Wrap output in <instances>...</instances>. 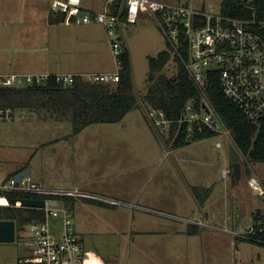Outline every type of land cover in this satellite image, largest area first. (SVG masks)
I'll return each mask as SVG.
<instances>
[{"label":"rangeland","instance_id":"374dc122","mask_svg":"<svg viewBox=\"0 0 264 264\" xmlns=\"http://www.w3.org/2000/svg\"><path fill=\"white\" fill-rule=\"evenodd\" d=\"M26 1L0 0V64L8 62L9 66L10 63L19 59L25 60L26 54H34L19 50L18 46H24L18 44V25L16 23L34 21L33 15L36 11L49 8L52 0H31L30 4H26ZM165 1L184 4L194 10L213 15L220 13L221 0ZM84 4L96 8L95 10L109 8L103 0H85ZM5 23L8 24L6 27L4 26ZM69 28L81 32L78 38L70 40L74 45L79 46L80 44L86 49L95 45L103 50V60L91 57L90 60L83 61L87 67L114 66L109 38L102 25L95 23L71 24ZM123 30L131 51L135 85L137 90L142 93L146 91L150 71L148 56H155L165 49L166 41L151 16H140L137 23H123ZM8 31L10 32L8 33ZM40 53L46 55L44 52ZM81 55L83 59L88 56L87 53ZM70 56H72L71 53ZM73 57L79 59L80 54L75 52ZM163 72L170 76L175 75L177 73L175 62L171 60ZM143 111H131L120 122L94 124L81 134L83 137H87L88 133L89 138H91L89 134L92 135V138H96V136L101 138V135L98 134L105 137L109 132L112 135L124 134L128 137L138 134L139 137L141 134H145V130L140 132L137 125L145 126L149 133H152L149 124L144 120ZM49 127L45 123L30 118L27 120L16 119L13 123L4 125V128L0 130V186L12 172V168L23 165L25 158L26 160L30 159L32 150L37 152V157L46 161V163L41 164L43 170H40L42 174L46 175L44 177L38 174V171H34L32 166L33 174L40 182L44 183L45 186H48L49 182L60 186H67V184L73 186L70 182L66 183L67 169L65 167L61 171L56 170L55 167L49 169L50 163L55 161V157L50 158L52 142H48L51 138L56 139L57 136L61 137L62 135L64 137L59 140L68 139V127L63 124L59 126L61 129H57V132L54 131L52 125ZM38 138L41 139L38 141ZM226 140L229 141L223 135H217L192 144H185L180 150L173 149L166 155L169 169L173 173V176L168 178L167 191L168 198H170L168 208L157 207L154 209V207H149L143 211H137L132 205L118 204L117 208L119 209L113 211L105 206L97 205L98 203L78 197L71 201L61 199L59 207L67 208L72 212L75 228L83 239L84 248L91 250L94 259L102 263L105 261L110 264H264V244L253 240H238L234 236L222 232L220 228H213L208 225L200 228L198 235L191 236L187 230L192 220H188L184 215L187 211L183 210V206L174 209L175 206L171 205L173 201L177 200L183 185L192 184L194 179L205 181L204 184L206 185L216 184V196H221L227 191L225 183L232 185L230 184L232 183V173L228 178H225L223 170L228 167L233 172V167H231L229 157L231 143H226ZM217 141L222 143V147H216ZM170 154L173 158L174 155L179 157L182 154L188 158V166L191 167L192 174L183 173L182 167L180 168L175 159L174 161L171 160ZM100 163L107 162L99 161V165ZM253 167V174L264 181V163H257ZM245 168L248 169L247 166ZM187 177H189L188 181ZM178 182L180 183L179 186ZM236 185L243 189L246 196L252 195L251 198L256 196L254 190L248 186L245 174L236 182ZM254 199L253 205L259 204L261 206L263 204L261 197L256 196ZM221 212L218 206L209 207L205 212L208 215L207 223L222 226L224 223L221 220ZM165 222L169 224L167 232L159 230L160 223L164 224ZM139 228L151 232L142 234V232H138ZM21 232L22 229L20 230L16 226L15 241L0 242V264H18L19 261L22 263L28 256V250L25 248L24 237ZM132 236L137 240H142V244L138 246L137 242L133 241ZM151 241H158L160 248L150 246ZM161 241L166 244L163 249H161Z\"/></svg>","mask_w":264,"mask_h":264},{"label":"built area","instance_id":"2783aa9c","mask_svg":"<svg viewBox=\"0 0 264 264\" xmlns=\"http://www.w3.org/2000/svg\"><path fill=\"white\" fill-rule=\"evenodd\" d=\"M109 8L95 10L84 4L85 0H52L50 14H65V24H100L109 38L116 60V70L111 72H44V73H0V87L21 83L46 84L53 78L57 83L70 85L77 76L89 82H117L120 79L121 60L119 55L124 46H129L123 23H137L140 16H151L160 28L167 45L178 55L194 82L204 92L205 100L200 108L191 101L181 119H170L162 109L152 108L147 114L159 132H165L172 123H187L189 131L194 125H207L220 135L232 140L231 129L223 121L212 103L207 99L204 85L209 73L219 74L224 94L233 100L248 119L264 115V35L253 31L247 21L218 14L197 11L191 7L165 0H103ZM114 6L115 8H113ZM125 14L124 18L122 15ZM264 24V23H263ZM9 109L0 108V125L11 122ZM169 131V130H168ZM222 147L221 142H217ZM231 168H224L223 176L228 178ZM255 195L262 198L255 216L245 227L226 223L224 233L239 239H254L264 235V184L255 174L247 179ZM28 193L45 199L46 205L35 207L44 213V219H34L24 226V237L28 256L21 264H103L95 260L92 252L86 250L76 231L72 212L59 207V200L53 196L89 197L111 204H121L115 199L95 195L80 189L47 187L31 176L20 183L12 178L0 186V206L28 207L21 202L11 203L7 193ZM47 196L45 198L41 196ZM57 200L58 206L50 205ZM260 241V240H258Z\"/></svg>","mask_w":264,"mask_h":264},{"label":"trees","instance_id":"16d2710c","mask_svg":"<svg viewBox=\"0 0 264 264\" xmlns=\"http://www.w3.org/2000/svg\"><path fill=\"white\" fill-rule=\"evenodd\" d=\"M220 13L226 17L247 21L253 31L264 35V0H221ZM124 16L125 14L122 18ZM64 20V13L49 15L51 23H62ZM119 58L121 67L120 79L117 82H89L77 76L74 83L70 85L59 84L51 78L46 84L21 83L14 86H1L0 108L10 110L12 121L2 123L0 130L4 128V125L11 124L16 119L30 118L45 123L48 127L58 126L59 129H61L59 126L66 124L69 132L67 138L71 139L90 125L120 122L131 111L143 109L142 106L146 110L162 109L168 118L179 120L191 101L197 108L204 103V92L189 73L183 70L180 57L172 53L167 43L166 48L157 55L148 56L150 71L146 91L142 93L135 85L129 46H124ZM171 60L177 66V73L173 76L163 72ZM204 91L207 99L231 129L232 140L230 139L229 153L231 167L235 162H240L242 176L245 174L249 178L254 173L253 166L257 163H264V115L255 120L246 118L237 104L224 94L219 74L216 71L209 73ZM146 116L153 126L147 113ZM159 133L164 141L163 144L170 151L184 146L187 141L197 142L220 135L204 124H196L189 131L187 123L178 122L172 123L169 129ZM63 137L64 135L57 136L49 142H55ZM27 166L28 163H25L20 170L10 173L5 182L10 181L17 172ZM246 166L248 169L245 168ZM236 182L232 173V183L236 184ZM261 182L264 184L262 179ZM192 191L199 206L203 207L212 192V187H192ZM7 195L9 198L36 197L28 193L14 192L7 193ZM75 197L53 196L55 199L65 201H71ZM78 198L101 205H116L95 198ZM257 209L252 212V216L256 215ZM34 219L43 220V211L35 207L0 206V220H13L20 230ZM188 234H199V227L189 224ZM256 238L258 239H237L253 240L264 244V235H255L254 239ZM18 264L21 262L19 261Z\"/></svg>","mask_w":264,"mask_h":264},{"label":"crops","instance_id":"0c3cea01","mask_svg":"<svg viewBox=\"0 0 264 264\" xmlns=\"http://www.w3.org/2000/svg\"><path fill=\"white\" fill-rule=\"evenodd\" d=\"M25 3L30 4L31 0H27ZM38 12L36 11L33 15L34 21L16 23L18 25V44L24 46H18L19 50L24 51V53L30 52L34 54H26L25 56L27 57L25 60L19 59L16 62L10 63L9 66L8 62L0 64L1 74L44 72H68L79 74L84 72H111L116 70V60L112 50L111 55L115 63L114 66H101L99 68L87 67L83 61L90 60L91 57L103 60V50H100L99 47L95 45L87 47V49H91V51H88L80 44L79 46L74 45L70 40L78 38V36L81 35L80 31L69 28L71 24H65L64 22L51 23L49 21L50 12L48 7L38 10ZM7 25L6 23L4 24L5 27ZM9 32L10 31H8V33ZM40 52H44L46 55ZM75 52H77L78 55L80 54L79 59L73 57V53ZM70 53L72 56H70ZM82 53H87V58L83 59ZM139 110L143 111V109ZM143 114L144 120L149 124L153 134L149 133L145 126L137 125L140 132L145 130V134L143 133L139 137L138 134L128 137L124 134L112 135L111 132L105 137H103L102 134H98L101 135V138L98 136L92 138L91 134H89V136H91V138H89L88 133L87 137H83L81 133L90 126H93V124L86 127L71 139H58L52 142L50 146L51 153H49V155L50 158L54 156L55 161L50 163L51 167H49V169L55 167L56 170L61 171L63 167H65L67 169V177H65L67 179L66 183L70 182L73 186L70 184H67V186H60L49 182L47 187L80 189L89 193L115 199L123 205H132L137 211H143L145 208L149 207H154V209H157V207L168 208L170 204L167 191L168 178L169 176H173L166 159V155L170 150L161 142L144 111ZM53 128L55 131L59 129L58 126H53ZM224 138L229 140H226V143H231L228 137L224 136ZM192 143L194 142L189 144ZM182 147L183 146L176 149L180 150ZM216 147L218 146L216 145ZM182 155L179 157L174 155L173 158L170 154L171 160L174 161L175 159L180 168L182 167V172L191 175L192 170L191 167L188 166V158ZM205 156H207V154H205ZM99 161H106L107 163H100L99 165ZM26 162H28L27 167L30 169V176L36 182L45 185L34 176L33 167L34 171H38L37 173L44 177L46 175L42 174L40 170H43L41 164L46 163V161L37 157V152L32 150L30 159L26 160L25 158L23 160V165ZM23 165L12 168L11 173L20 170ZM188 178L189 177H187V181ZM204 183L205 181H196L194 179L192 184L188 183L191 191L186 187L187 185H183L177 200L173 201L171 204L175 206L174 209L183 206V210L187 211V213L184 214L186 215L185 217H187L188 220H192L191 224L199 227V233L200 228H204L207 225L213 228H222L224 224L228 223L231 226L236 225L237 227H245L250 222L252 212L260 207L259 204V206L256 204L253 205L256 196H253V198H251L252 195L246 196V194L243 193V189L236 184L230 183L232 184L231 187L229 183L226 182L225 188H227V191L221 196H216V184L206 185ZM177 184L179 186L180 183L178 182ZM198 186L212 187V192L204 202L203 207L198 206V200L192 191V187ZM164 188L165 191L163 192ZM117 205L118 204L101 206H105L109 210L117 211L119 209ZM213 206H218L222 211L221 220L223 221L222 223H224L222 226H215L213 223H207L208 215H206L205 212L209 207ZM148 212L151 213V211ZM159 230L167 232L169 230V224L167 222L164 224L160 223ZM138 232L148 234L151 231L139 228ZM132 237L133 241H136L138 246L142 244V240H137L134 236ZM150 244V246L154 248H160V243H158V241H151ZM164 246H166V244L162 242L161 249H163ZM88 251L91 250L88 249ZM103 264L110 263L104 261Z\"/></svg>","mask_w":264,"mask_h":264},{"label":"water","instance_id":"95a60500","mask_svg":"<svg viewBox=\"0 0 264 264\" xmlns=\"http://www.w3.org/2000/svg\"><path fill=\"white\" fill-rule=\"evenodd\" d=\"M145 113H147V110L144 106H142ZM154 130L161 140L162 143H164L159 131L156 129V127L153 125ZM191 143V141H187V144ZM165 146V144H164ZM166 147V146H165ZM171 157V156H170ZM233 174L236 178V180H240L242 177V167L240 162H235L233 164ZM30 176V169L29 167L23 169L22 171L17 172L13 179L15 182L20 183L24 177ZM188 186V185H187ZM188 189L191 191V188L188 187ZM11 203H17L21 202L22 205L28 206V207H43L46 205L45 199L42 198H10L9 199ZM50 205L52 206H58L57 200H51ZM199 206V205H198ZM16 239V223L13 220H0V242H13Z\"/></svg>","mask_w":264,"mask_h":264}]
</instances>
